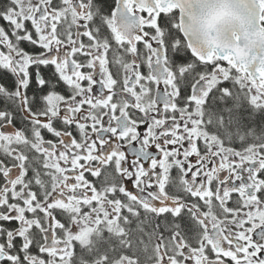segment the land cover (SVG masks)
<instances>
[{
  "label": "snow or ice",
  "instance_id": "1",
  "mask_svg": "<svg viewBox=\"0 0 264 264\" xmlns=\"http://www.w3.org/2000/svg\"><path fill=\"white\" fill-rule=\"evenodd\" d=\"M0 264H264V0H0Z\"/></svg>",
  "mask_w": 264,
  "mask_h": 264
}]
</instances>
